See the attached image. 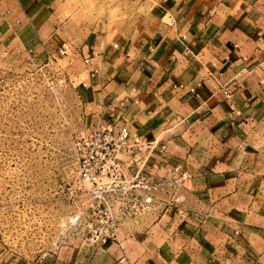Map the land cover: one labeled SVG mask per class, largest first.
I'll return each instance as SVG.
<instances>
[{
  "label": "crops",
  "instance_id": "0c3cea01",
  "mask_svg": "<svg viewBox=\"0 0 264 264\" xmlns=\"http://www.w3.org/2000/svg\"><path fill=\"white\" fill-rule=\"evenodd\" d=\"M145 3L152 21L115 40L102 24H75L66 0H0V75L51 57L72 78L90 57L99 74L80 97L90 123L103 110L165 147L147 172L180 164L191 176L182 218L169 209L123 228V248L62 246L44 264H264V0ZM12 252L0 238V264H27Z\"/></svg>",
  "mask_w": 264,
  "mask_h": 264
},
{
  "label": "rangeland",
  "instance_id": "374dc122",
  "mask_svg": "<svg viewBox=\"0 0 264 264\" xmlns=\"http://www.w3.org/2000/svg\"><path fill=\"white\" fill-rule=\"evenodd\" d=\"M66 1L75 24H102L110 39L129 37L137 23L152 21L154 5L145 0ZM158 14L155 19L171 22ZM46 59L0 89V131L11 135H0V236L12 253L25 256L52 250L67 238L76 241L63 224L73 210L66 184L73 180V139L92 124L80 101L86 88L57 76L54 67L43 65ZM62 60L56 61L68 78ZM149 222L127 226L140 229Z\"/></svg>",
  "mask_w": 264,
  "mask_h": 264
},
{
  "label": "built area",
  "instance_id": "2783aa9c",
  "mask_svg": "<svg viewBox=\"0 0 264 264\" xmlns=\"http://www.w3.org/2000/svg\"><path fill=\"white\" fill-rule=\"evenodd\" d=\"M69 48L68 43H61L57 49L59 57L67 58ZM83 63L84 72L72 78H66L63 69L51 57H47L43 65L54 67L57 76L67 79L72 86L87 88L99 69L93 66L90 57ZM8 72L10 69L1 72L0 89H4L2 82L12 78L8 77ZM18 77L21 76L12 79ZM198 86L190 92L195 93ZM101 114L85 133L73 139V180L66 184L73 210L63 224L66 235L71 234L76 241L67 238L52 250L30 256L17 254L27 264H44L49 253L62 246L105 249L108 243H116L123 248L119 235L129 223H141L169 209H174V214L180 218L184 216L183 191L191 179L188 171L177 164L164 167V173L159 176L147 172L153 154L157 150L164 152L165 147L159 145L158 139L150 140L131 132L125 123L105 121ZM0 135L11 136L1 131ZM152 168L157 169L154 164Z\"/></svg>",
  "mask_w": 264,
  "mask_h": 264
}]
</instances>
